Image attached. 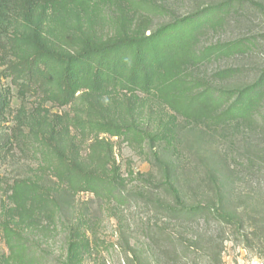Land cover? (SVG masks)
Instances as JSON below:
<instances>
[{
	"label": "rangeland",
	"instance_id": "1",
	"mask_svg": "<svg viewBox=\"0 0 264 264\" xmlns=\"http://www.w3.org/2000/svg\"><path fill=\"white\" fill-rule=\"evenodd\" d=\"M223 1L0 0V264H264V121L236 91L264 55L197 67L182 25L145 41ZM110 44L59 101L65 61ZM30 59L36 93L11 75Z\"/></svg>",
	"mask_w": 264,
	"mask_h": 264
},
{
	"label": "trees",
	"instance_id": "2",
	"mask_svg": "<svg viewBox=\"0 0 264 264\" xmlns=\"http://www.w3.org/2000/svg\"><path fill=\"white\" fill-rule=\"evenodd\" d=\"M25 8L28 7L29 1H44V0H22ZM263 21V22H262ZM187 27L191 32L189 43L193 51V63L198 67L206 61L220 60L221 58H231L238 55L253 54L264 55V4L257 0H224L215 7L203 8V10L192 12L183 17L174 18L173 21L160 26L145 40L147 44L151 41H156L157 36L165 31H170L180 26ZM182 28V27H181ZM240 32L235 39L217 42L215 44L205 45L204 43L210 37L220 38L226 32ZM230 33V32H229ZM116 44H110L101 48H91L90 46L80 55L68 58L62 77V87L58 100L70 101L73 97L74 75L79 69L84 68V64L79 65V59H85V62L90 63L91 58L99 56L103 52L110 51L116 48ZM247 57V56H246ZM35 59L26 60L18 64V74L11 72L15 79H21L18 83L19 90L27 93H36L40 90L41 84L35 74L34 67ZM108 64L103 61L97 64V68H105ZM238 72V69L218 70L214 76L226 79ZM135 73V72H134ZM241 93L240 103H248L247 111L251 114L255 112L264 121V69L258 79L251 85H247L242 89L236 90ZM232 94V92H226ZM259 103L260 107L255 110L254 103ZM205 205H197L191 207L167 208L171 217L176 219H184L188 221H196L204 214H207Z\"/></svg>",
	"mask_w": 264,
	"mask_h": 264
}]
</instances>
